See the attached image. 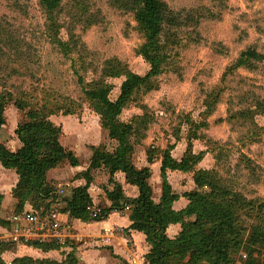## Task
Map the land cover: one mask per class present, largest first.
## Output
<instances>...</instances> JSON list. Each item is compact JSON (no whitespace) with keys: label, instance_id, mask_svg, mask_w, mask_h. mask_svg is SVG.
I'll list each match as a JSON object with an SVG mask.
<instances>
[{"label":"rangeland","instance_id":"obj_1","mask_svg":"<svg viewBox=\"0 0 264 264\" xmlns=\"http://www.w3.org/2000/svg\"><path fill=\"white\" fill-rule=\"evenodd\" d=\"M78 1L61 0L59 18L65 25L70 23L74 32L80 35L84 48L64 54L48 35L47 16L39 0H0V90L10 91L11 94L3 111L5 121L0 127V138L6 142L15 138L14 130L25 117L26 109H18L13 104L15 101L47 106L51 111L48 119L61 126L60 143L66 149L69 146L77 149L78 164L86 169L91 144H101L110 149L114 142L100 127L99 115L83 98L78 75H82L85 84L97 79L104 60L111 57L120 59L132 71L140 74L145 73L149 65L135 52L143 37L137 29L133 13L112 6L108 0H83L89 3V13L96 14L95 22L86 24L83 20L70 17L77 9L75 4ZM165 1L176 11H193L195 20L179 30L177 45H174L177 53L157 76L158 86L137 94L136 102H131L120 115L122 119L128 120L131 115L142 111L140 106L143 104L153 113L154 121L149 125L145 139L134 146L133 160L139 164L145 156L147 142L165 147L168 141L174 140V133L178 130V135H182L179 141L183 142V135L188 129L186 114L196 121L206 119L208 126L201 131L217 141V146L223 150L220 163L215 165L221 176L245 197L264 200V132L247 134L248 131L257 130L258 126L249 121L241 124V120H225L237 109L253 108L255 97L264 98V59L256 62L252 69L233 67L240 51L249 46L264 53V0ZM64 26L60 35L67 39ZM108 80L113 83L110 97L114 98L119 92L121 78ZM70 99L74 102L71 103ZM208 104L210 111L206 112ZM67 107L74 109V112H65ZM255 121L263 125L264 115L257 114ZM73 123L76 128L70 130ZM206 146L209 149L213 147L205 139L194 140L196 149ZM181 149L183 144L178 142L171 154L174 151L173 154L178 155ZM242 154L256 165L254 172L258 178L249 176ZM213 162L212 156L208 154L197 166H209ZM64 165L70 164L63 160L58 166ZM98 171L99 180L106 178L104 169ZM169 172L168 179L173 191L182 193V190L194 188L189 179L190 173ZM77 175L84 178L81 173ZM14 176H18L15 169L9 168L5 178L10 180ZM45 179L56 197L55 180H48L46 175ZM70 187L71 184L67 186L68 191ZM13 193L18 201V193ZM63 195L58 193L57 197L62 200ZM9 200V196L5 195L4 207ZM181 201L185 199L179 200L178 205ZM101 206L91 205L94 211ZM11 210L14 208L1 209L0 206V220L4 222ZM0 224L10 226L7 221ZM246 225L249 223L246 222ZM71 238L67 236L56 240H66L71 244L78 239L83 243L89 242V236L80 237L77 233ZM10 239L8 233L0 231V241L9 243L4 248L9 251L16 248ZM253 249L254 263L264 264V247L255 246ZM37 251L39 253L40 250ZM245 254V250L239 248L230 264H245ZM37 255L46 259V262L33 264H51L48 260H55L52 255ZM77 264H82L79 258ZM200 264L208 263L203 261Z\"/></svg>","mask_w":264,"mask_h":264},{"label":"trees","instance_id":"obj_2","mask_svg":"<svg viewBox=\"0 0 264 264\" xmlns=\"http://www.w3.org/2000/svg\"><path fill=\"white\" fill-rule=\"evenodd\" d=\"M108 1L118 9L133 13L137 29L143 37L135 52L148 63L149 68L140 74L132 71L120 59L111 57L104 60L97 79L85 84L82 75H78L83 98L89 101L91 108L99 115L100 127L106 131L114 146L110 149L101 144L90 146L89 163L86 169L80 172L86 181L85 184L73 186L70 193L63 198L69 216L88 222L100 220L112 210H128L131 220L129 228L142 231L150 245L145 255L147 264H200L203 261L208 264H230L233 254L241 247L246 253L245 264H255L253 247H264V200L245 197L221 176L215 165L220 163L223 150L217 146V141L201 131L208 126V121H196L189 114L185 115L188 129L182 138L185 146L179 159L171 154L176 142L182 137L178 135L179 130L174 133V140L168 141L165 147L154 143L146 146L147 162L160 160L161 193L158 201H155L148 182L150 167L137 168L132 161L134 146L141 144L146 137L149 125L154 121L153 113L143 104L140 106L142 111L131 115L128 120L120 117L131 102H136L137 94L158 86L157 76L177 53L174 45H177L179 30L194 22V12L186 9L176 11L165 0ZM39 4L47 16L46 28L52 42L64 54L73 50L82 51L84 46L80 35L74 32L75 29L70 23L65 25L59 18L61 0H39ZM75 5L77 9L70 14L71 18L83 20L86 24L95 22L96 14L89 13L88 2L79 0ZM63 26L67 31V39L60 35ZM263 59L264 53L249 46L240 51L233 67L252 69L256 62ZM110 78H121L119 92L114 98L110 97L113 88V83L108 80ZM10 96V91L0 90V127L5 121L3 111ZM70 102L74 100L70 99ZM13 104L23 111L26 109L25 117L18 122L14 130L20 146L11 150L0 139V162L6 168L15 169L18 175L13 188V192L19 195L15 210L20 211L27 200L33 210H38L41 204L48 208L55 196L45 179L47 170L58 166L63 160H67L70 165H77L78 160L71 150L60 143L61 126L48 119L51 113L49 107L37 106V103L30 105L21 100ZM209 107L210 104L207 105L206 112L210 111ZM65 112L73 113L74 109L67 107ZM257 114L264 115V98L255 97L253 108L237 109L225 117V120H241V124L249 121L258 126V129L248 131L247 134L258 135L264 132V124H257ZM203 139L213 147L196 149L194 140ZM206 154L212 156L214 162L208 167H198L197 164ZM242 160L249 176L258 178L254 172L256 165L253 161L243 154ZM100 168L107 173V181L111 184L110 189H105L111 203L99 207L98 213L93 215L94 209L91 207L92 200L87 188L93 179L92 171ZM168 170L190 172L194 182L193 189L182 193L187 199V204L180 209H174L172 206L178 194L172 190L168 181ZM118 171L124 173L128 183L137 187L136 197H128L123 193L122 186L114 175ZM2 198L3 194L0 193V206ZM244 220L249 223L248 226ZM170 223L180 224V230L174 237L166 234ZM29 243L48 249L58 248L67 242L45 238L30 240ZM5 244L9 243L0 241V253L7 248ZM39 262L44 263L46 259L40 261L24 255L12 260V264ZM48 262L77 264L78 258L74 249H71L61 260ZM0 264H5L1 257Z\"/></svg>","mask_w":264,"mask_h":264},{"label":"crops","instance_id":"obj_3","mask_svg":"<svg viewBox=\"0 0 264 264\" xmlns=\"http://www.w3.org/2000/svg\"><path fill=\"white\" fill-rule=\"evenodd\" d=\"M74 128H76V125L73 123L70 125L69 129L73 130ZM74 131L77 133L79 132L78 130H74ZM1 140L11 150H15L16 148L20 146V142L16 136L15 138H11L9 142H6L3 139ZM178 142H181L183 144V149L180 150L178 155H174L173 154L174 151L172 152V156L175 157L176 159L180 158L184 150V146H185V144L183 143L184 140L183 142L177 141L176 144ZM150 143L151 141L147 142V145ZM91 145H96V144H91ZM161 147H164V146H161ZM68 149L71 150L72 153L77 158V154H78L77 149L72 148L71 146H69ZM207 155L208 154H206L202 160L206 159ZM145 158L146 157L144 156L142 160H140L139 164H136L135 159L133 160V156H132V161L135 167L137 168H140L142 166L150 167V176L148 178V182L150 183L152 187L153 199L155 201H158L160 193H161V177H160V170H159L160 160L157 159L155 160V162L146 163ZM199 167H208V166H199ZM84 168L81 164L64 165L62 167L57 166V167L50 168L47 171L46 176L48 180H51V179L55 180L54 183L56 184L55 186L57 187V189L54 192L58 191L59 189H62L63 190L62 193L64 195H67L70 193V190L73 186L85 184L86 182L85 179L77 175ZM8 170L9 168L4 167L0 162V193L3 194V198L1 202V209H5V208L11 209L13 207L15 210L17 206V201L14 197V193L12 192V189L14 188L18 180V176H14L12 177L13 179L8 180L7 178H5V176L8 173ZM98 170L99 169L94 170L96 171L95 173L94 171H92L93 179L91 180L87 188V191L91 197L93 205L102 204L101 207H104V206L110 205L111 203L105 192V189L111 188V184H109L107 181L108 179L107 173H106V178L99 180V176L97 175L98 174L97 172H100V171ZM169 171L170 170L167 171V178H168V175L170 174ZM175 171L181 172L179 170H175ZM102 173L104 172L102 171ZM186 173H190V172H186ZM114 175L117 181L121 184L123 193L126 196L136 197L138 195L137 187L126 181L123 172L118 171ZM189 179L191 182H193L191 175L189 176ZM68 183L71 184L69 191L67 190V186L69 185ZM169 183L171 184L170 181ZM172 190H174L173 187H172ZM187 190H190V189H187ZM187 190H182V193ZM174 192L178 194V198L173 201L172 206L174 209H180L187 204V199L182 195L181 192L179 191H174ZM5 195L9 196L10 198L9 202L7 203L8 205L6 204L7 205L6 207H4L5 205H3ZM64 195H63V198H64ZM63 198L61 200L60 217L69 219V222L72 227V233L69 236V238L71 237L74 238L76 233L80 235V237L89 236L88 244L87 242L85 243L80 242V240L78 239V241H74V244H72L73 247L70 246L72 242L65 243V244L63 243L58 248H48L49 250L47 249L46 251V249L30 244L29 241L34 240V239L43 240L48 237L30 238V239L21 238L20 240L13 242V246L16 248L10 251L4 249L0 253V257L4 260L5 263L10 261L12 264V260L15 257H20L24 255H28L33 258H38L40 259V261H42L43 258L36 257L38 256L37 254L39 255L42 254V256L44 257L52 255V257L55 258V260H61L64 257V254L71 249H74L77 257L79 258L82 264H145L146 263L145 255L149 251L150 245L146 241V236L142 231L129 228V224L131 220L128 215L129 214L128 210L126 209L112 210L108 213L106 217L100 220H93V221L87 222V221H82L77 218H71L68 214V211L66 209V202L64 201ZM182 198H184L185 201L183 202L181 201V204L178 205L179 200H182ZM40 207H43V206H40ZM14 210L9 211L6 214L7 216L4 218V220L7 221L10 226L6 227L0 224V229H1L0 231H4L5 234L8 233V236L10 233L13 232L12 230L14 229V223L8 219V216L11 212H14ZM31 210H33V208H32V205L28 201H26L22 205V209H20V211H31ZM118 227H121L123 229L121 234L119 231H117ZM179 230H180L179 223H170L166 228V234L169 237H174L179 232ZM35 247H38L37 249L40 250L39 253H37L38 251ZM39 248L43 249L44 251H42ZM63 252L65 253L63 254Z\"/></svg>","mask_w":264,"mask_h":264},{"label":"built area","instance_id":"obj_4","mask_svg":"<svg viewBox=\"0 0 264 264\" xmlns=\"http://www.w3.org/2000/svg\"><path fill=\"white\" fill-rule=\"evenodd\" d=\"M63 190L55 192L56 197L48 208L40 207L38 210L11 212L8 219L14 223L13 232L9 234L11 241H17L19 238H54L62 239L69 237L72 233V227L67 218H61V199L57 197ZM99 208L93 211V215L98 213ZM122 228L117 231L122 233ZM147 264V262L145 263Z\"/></svg>","mask_w":264,"mask_h":264}]
</instances>
